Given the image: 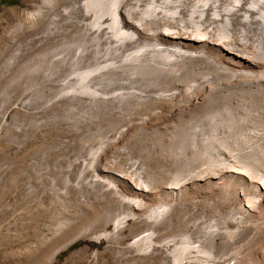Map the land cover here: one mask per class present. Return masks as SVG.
I'll use <instances>...</instances> for the list:
<instances>
[{"label":"bare ground","instance_id":"bare-ground-1","mask_svg":"<svg viewBox=\"0 0 264 264\" xmlns=\"http://www.w3.org/2000/svg\"><path fill=\"white\" fill-rule=\"evenodd\" d=\"M66 1L67 14L80 11V36L76 46L72 32L64 35L58 55L92 62V79L86 72L78 84L51 86L22 79L55 67L47 61L34 65L31 55L28 65H19V72L1 82V133L10 149H5L0 164V264H15L16 242L34 225H53L60 233L72 218L65 206L73 201L75 189L82 196L83 212L91 213V205L102 209L75 232L63 235L66 229L61 230L63 236L47 251V264L81 238L96 248L102 244L100 256L113 249L115 260L119 253L143 259L163 250L152 241L174 226L184 232L185 243L164 244V252L179 259L177 264H190L185 252L190 253L192 240L197 242L194 248L210 256L214 246L222 244L226 264H264V0ZM207 110L215 111L219 121L215 129L222 137L223 161L211 165L208 173H185L181 182L172 180L152 191L166 177L153 168L163 160L165 146L177 138L169 123H184L185 117L201 112L203 119L197 122L204 131ZM29 144L34 147L24 156ZM129 157L134 158L139 179L147 174L145 184L118 168ZM201 192L210 198V206L198 214L195 198ZM53 203L59 210L47 209ZM186 204L189 221L176 212ZM110 220V231L88 233L94 224ZM139 229L142 233L134 235ZM124 240L127 247H118ZM130 259L117 261L132 264Z\"/></svg>","mask_w":264,"mask_h":264},{"label":"rangeland","instance_id":"rangeland-1","mask_svg":"<svg viewBox=\"0 0 264 264\" xmlns=\"http://www.w3.org/2000/svg\"><path fill=\"white\" fill-rule=\"evenodd\" d=\"M33 1V2H32ZM36 1V4H35ZM41 1V3H40ZM64 1V3H63ZM45 2V3H44ZM48 2V5H47ZM61 3V5L59 3ZM38 3V4H37ZM50 3V4H49ZM52 3V4H51ZM56 3V4H55ZM41 4V5H40ZM59 4V6H58ZM63 4V5H62ZM34 5V6H33ZM38 5V6H37ZM40 5V7H39ZM30 6V7H28ZM61 6V7H60ZM5 7H10V9L5 10ZM52 9H51V8ZM58 7V8H57ZM60 7V8H59ZM32 8V9H31ZM35 8V9H34ZM31 11H30V10ZM51 9V10H50ZM54 9V10H53ZM67 9H68V4L66 0H0V86H1V82L2 80H6L7 78H9L10 76L16 74L17 72H19L18 70H20V68L23 65H28L31 61H29L30 58H34V61H32L31 63H33L34 65H38V66H44V64H47V62L49 63H54L55 67L49 69V68H45V69H40L37 71H33L31 74V76H23L22 79H26L27 77L30 78V80H34V81H45L48 82L49 85H56V84H60V83H65L66 82H72L75 83L74 81H76L75 84H78L79 82H81V80H83L84 78V72H86V75L90 76L91 74V79H92V71H91V67L89 68V66H92V62L90 64V62H82L81 60H78V58L73 57V56H69V58H67V56H59L58 54L60 53V51L63 49V39L65 37H63L64 35H69L71 32L72 34H70V36L72 37L75 45L77 46L79 37L80 36V11L78 12H73L67 14ZM5 10V11H4ZM38 10V11H37ZM49 10V11H48ZM53 10V11H52ZM23 11V12H22ZM30 11V12H28ZM66 11V12H65ZM7 14H6V13ZM13 12V13H12ZM46 12V13H45ZM54 12V13H52ZM65 12V13H64ZM41 13V14H39ZM52 13V14H51ZM14 14V16H13ZM24 14V15H23ZM37 14V15H36ZM57 14V15H56ZM16 15V16H15ZM43 15V16H41ZM45 15V16H44ZM53 15V16H52ZM55 15V16H54ZM13 16V17H12ZM35 16V17H34ZM47 16V17H46ZM46 17V18H45ZM39 18V19H38ZM22 19V20H21ZM79 19V20H78ZM13 20V23L12 21ZM17 20V21H16ZM31 20V22H29ZM36 20V21H35ZM41 20V21H40ZM56 20V21H55ZM62 20H66V21H62ZM74 20V21H73ZM22 21V22H21ZM38 21V22H37ZM43 21V22H42ZM59 21V22H58ZM46 22V24H45ZM21 23V24H20ZM31 23V24H30ZM34 23V24H33ZM63 25H62V24ZM72 23V24H71ZM75 25H74V24ZM25 24V25H24ZM36 24V25H35ZM39 24V25H38ZM67 24V26H66ZM18 25V26H17ZM24 25V26H23ZM37 28H34V26ZM45 25V26H44ZM62 25V26H61ZM73 25V26H72ZM6 26V27H5ZM28 26V27H27ZM41 26V27H39ZM24 28V29H22ZM73 28V29H72ZM16 29V30H15ZM22 29V30H21ZM35 29V30H34ZM26 30V31H25ZM44 30V31H43ZM35 31V32H34ZM38 31V32H37ZM74 31V32H73ZM9 32V33H8ZM30 32V33H29ZM32 32V33H31ZM12 33V34H11ZM55 33V34H54ZM57 33V34H56ZM66 33V34H65ZM19 34V35H18ZM29 34V35H28ZM39 34V35H38ZM16 35V37H15ZM22 35V36H21ZM32 35V36H31ZM38 35V36H37ZM55 35V36H54ZM36 36V37H35ZM63 38H62V37ZM76 36V37H75ZM11 37V38H9ZM31 37V39H30ZM74 37V38H73ZM7 38V39H6ZM77 38V39H76ZM17 39V40H16ZM48 39V40H47ZM50 39V40H49ZM61 41H60V40ZM10 40V41H9ZM12 40V41H11ZM15 40V41H14ZM23 40V41H22ZM16 41L18 43H16ZM43 41V42H42ZM11 42V43H9ZM51 42V44H49ZM14 43V44H13ZM9 44V45H7ZM16 44V45H15ZM33 44V46H32ZM48 44V45H47ZM56 46H55V45ZM11 45V46H10ZM14 45V47H13ZM39 45V46H38ZM41 45V46H40ZM19 46V47H18ZM43 46V47H42ZM53 46V47H52ZM55 46V47H54ZM59 46V47H58ZM8 47V49H7ZM41 48L39 50V48ZM50 47V48H49ZM6 48V50H5ZM15 48V49H14ZM45 48V49H44ZM39 51L37 52L36 51ZM75 49V48H74ZM47 51V52H46ZM3 52V53H2ZM5 52V53H4ZM35 52H37L35 54ZM8 53V54H7ZM44 55H43V54ZM10 57H9V56ZM13 55V56H12ZM32 55V56H31ZM45 56V58L43 57ZM7 57V59H6ZM37 57V58H36ZM43 57V58H42ZM57 57V58H56ZM61 57V58H59ZM3 58V59H2ZM16 58V59H15ZM18 58V59H17ZM52 58H56V60L52 61ZM74 58H76V60H73ZM40 59V60H39ZM60 61H59V60ZM69 59V60H67ZM1 60L3 62H1ZM43 60V61H42ZM49 60V61H48ZM62 60V61H61ZM36 61V62H35ZM51 61V62H50ZM56 61V62H55ZM67 61V62H66ZM18 62V63H17ZM24 62V63H23ZM68 62H70L71 64H68ZM76 62V63H75ZM79 62V63H78ZM9 63V65H8ZM22 63V64H21ZM75 65H74V64ZM86 63L88 66H86ZM2 64V65H1ZM11 64V65H10ZM60 64V65H59ZM74 68H73V66ZM15 65V66H14ZM21 67H20V66ZM67 65V66H66ZM58 66V67H57ZM13 67V68H11ZM57 67V68H56ZM63 69H62V68ZM72 67V68H71ZM16 68V69H15ZM18 68V69H17ZM56 68V69H55ZM59 68V69H58ZM65 68V69H64ZM7 69V70H6ZM48 69V71H47ZM86 69V70H84ZM50 70V71H49ZM66 70V71H65ZM90 70V71H89ZM2 71V72H1ZM6 71V72H5ZM83 74H82V72ZM12 72V73H11ZM37 72V73H36ZM41 72V73H40ZM46 72V74H44ZM49 72V73H48ZM40 73V74H39ZM51 73V74H50ZM80 75H79V74ZM11 74V75H10ZM35 74V75H34ZM39 74V75H38ZM50 74V75H49ZM68 74V75H67ZM71 74V75H70ZM61 75V76H60ZM9 76V77H8ZM44 76V77H43ZM59 76V77H58ZM66 76V77H65ZM79 76V77H78ZM3 77V78H2ZM42 77V78H41ZM62 77V78H61ZM64 77V78H63ZM70 77V78H69ZM78 77V79H76ZM45 78V79H44ZM47 78V79H46ZM50 78V79H49ZM55 78V80H54ZM56 78H58V80H56ZM49 79V80H48ZM65 79V80H64ZM68 79V80H67ZM72 79V80H71ZM48 80V81H47ZM52 80V81H51ZM61 80V82H60ZM70 80V81H69ZM3 81V82H4ZM2 82V83H3ZM53 82V83H52ZM55 82V83H54ZM52 83V84H51ZM202 111V110H201ZM209 112L208 117L204 118L203 122H209L207 124V126L202 127L201 131L198 127V123L197 121H201L203 119V115L201 114V112H195L192 113L190 116H188L187 118L185 117L184 119V123L178 124L177 121H171L169 124L173 126H175V139H173L172 143L173 145L169 144L168 146H165V151L163 150V154H162V161H158L156 163V165L154 166L153 170H159L160 172H162V181L159 183L160 185H153L152 187V191H157V189L159 190L161 187H163L161 184H163L164 186H167L169 184H171L173 181V183H175V180L177 182H181V180L185 177V173L186 175H188L189 173H193V174H204V173H208L210 171L211 165H219L222 161H223V145L221 144L222 141V137L221 134H219L216 131V125L219 121H217V117L214 115L215 111L210 112L209 110H207ZM206 111V112H207ZM201 114V115H199ZM211 115V116H210ZM223 115V114H222ZM201 116V117H200ZM216 117V118H215ZM209 118V119H208ZM206 120V121H205ZM212 120V121H211ZM214 122H216L214 124ZM178 124V125H177ZM215 126V127H214ZM180 127V128H178ZM210 127V128H208ZM195 128V130H194ZM207 128V129H206ZM213 128L215 130H213ZM180 129V130H179ZM187 129V130H186ZM212 129V130H211ZM2 129H1V125H0V164L2 162V157L4 155V152H6L5 149H7V151L10 149V145L9 142L7 141V137L5 138L4 135H2L1 133ZM184 131V132H183ZM191 131V132H190ZM211 131H214L213 133ZM218 133V135L216 134V132ZM198 132V133H196ZM207 132V133H206ZM193 133V135H192ZM196 133V134H195ZM206 133V134H205ZM180 138H179V136ZM199 135V136H198ZM212 137H210V136ZM220 135V137H219ZM203 136V137H201ZM209 138H208V137ZM198 137V138H197ZM2 138V140H1ZM179 138V140H178ZM206 138V139H204ZM221 138V139H220ZM5 139V140H4ZM183 141H181V140ZM185 139L187 141H185ZM219 139V140H218ZM178 140V141H177ZM193 140V141H192ZM195 140V141H194ZM221 140V141H220ZM2 141V142H1ZM174 141H177L176 143ZM188 142V143H187ZM189 142L191 144H189ZM207 142V143H206ZM213 142V143H212ZM216 142V143H215ZM218 142V143H217ZM220 142V143H219ZM175 143V145H174ZM194 143V144H193ZM205 143V144H204ZM209 143V144H208ZM7 144V145H4ZM187 144V146H186ZM199 144V145H198ZM207 144V145H206ZM218 144V145H217ZM9 145V146H8ZM196 145V146H195ZM206 145V146H205ZM175 146V147H174ZM181 146V147H180ZM199 146V147H198ZM214 146V147H213ZM34 147V145L29 144L26 145V147L24 148V156L27 154V151L31 150ZM174 147V148H173ZM206 147V148H205ZM221 147V148H220ZM171 148V149H170ZM173 148V149H172ZM176 148V149H175ZM183 148V149H182ZM197 148V149H196ZM202 148V149H200ZM215 148V149H214ZM4 149V150H3ZM175 149V150H174ZM180 149V150H179ZM188 149V150H187ZM191 149V150H190ZM192 149H194L195 151H193ZM213 149V150H212ZM219 150V151H218ZM3 151V152H2ZM167 151V152H166ZM173 153H172V152ZM187 151V152H186ZM214 151V152H213ZM189 152V153H188ZM206 152V153H205ZM221 152V153H220ZM2 153V154H1ZM20 154V156H22V154ZM193 153V155H191ZM215 155H214V154ZM182 154V155H181ZM184 154V155H183ZM209 154V155H208ZM203 155V156H202ZM205 155V156H204ZM217 155V157H216ZM219 155V156H218ZM221 155V156H220ZM186 156H188L187 158H185ZM200 156V157H199ZM174 157V158H173ZM220 157V158H218ZM222 157V158H221ZM133 157H129L128 159H124V163L126 164V166H124L125 164H120L121 166H118V168L123 171L124 169V173H126L127 175L131 176V177H136V182H139V180H143L142 182H140L139 184L143 185L145 183V180H148V176L147 174L144 173L141 174V179H139V176L136 174L138 173L137 168L133 167V162H134V158ZM189 158V159H188ZM215 158V159H214ZM165 159V160H164ZM167 159V160H166ZM213 159V162L212 160ZM130 160V161H128ZM132 160V161H131ZM181 160V161H180ZM186 162H184V161ZM222 160V161H221ZM127 161V163H126ZM177 161V162H174ZM180 161V162H179ZM204 161V162H203ZM166 162V164L164 163ZM184 162V163H183ZM218 162V163H217ZM164 163V164H163ZM168 163V164H167ZM177 163V164H176ZM183 163V164H182ZM192 163V164H191ZM132 164V165H131ZM132 169H131V167ZM185 165V167L183 166ZM174 166V167H173ZM189 166V167H188ZM195 167H197L195 169ZM199 167V168H198ZM156 168V169H155ZM171 168V170H170ZM176 170H175V169ZM180 168V169H179ZM182 168V170H181ZM205 168V169H204ZM131 169V170H130ZM187 169V170H186ZM189 169V170H188ZM199 169V170H197ZM137 170V171H136ZM169 170V171H168ZM197 170V171H196ZM201 170V171H200ZM126 171V172H125ZM136 171V172H135ZM172 173H171V172ZM179 171V172H178ZM194 171V172H193ZM179 174H178V173ZM198 172V173H197ZM131 173V174H130ZM166 173V174H165ZM182 174V175H181ZM133 175V176H132ZM137 175V176H136ZM143 175V176H142ZM172 175V177H171ZM169 176V177H168ZM174 176V177H173ZM184 176V177H183ZM175 178V179H174ZM180 178V180H179ZM138 179V180H137ZM173 180V181H172ZM179 180V181H178ZM167 183H166V182ZM170 181V182H169ZM157 186V187H156ZM160 191V190H159ZM80 191H77L75 189L74 194L71 195V197H73V201H69L67 203L66 201V206L65 208L69 211L68 213H70L72 215V218L69 222H67V225L64 226L63 229L61 230H65L64 232L60 230V233H58V230H55V228L53 227V225L50 226H46L43 224H37L38 226L34 225V228H32L33 230L27 232L25 231L23 233V236L19 238V240L21 241H17V253L18 255H16V258L14 259L15 264H47V255L50 251V249L52 248L53 244L51 242H56L58 240H60V238L67 234L69 231L71 232H75L77 229H79V227L87 224V220L91 219L93 217V215H96L97 211L101 210L102 208L99 206H96V208L94 206H89V209H92V212L89 214H86L85 212H83L81 209V206L79 204V202L81 201L82 196L79 195ZM202 193V194H201ZM201 196L195 198V200L198 201V205L196 207L198 214L201 213V210L204 208H209V201L210 198L206 195L203 194V192H201ZM163 198V197H161ZM209 198V199H208ZM164 199V201H163ZM162 201L165 203L167 200L165 198H163ZM208 199V201H207ZM78 200V201H77ZM194 200V199H193ZM159 201H157L155 203V201L153 202V205H157ZM189 202V205L191 204L190 200H187L186 203ZM206 202V203H205ZM56 203V202H55ZM55 203H53L52 205H50L47 209L50 210H59V204L55 205ZM161 203V202H160ZM69 204V205H68ZM78 204V205H77ZM55 205V206H54ZM206 205V206H205ZM54 206V207H53ZM199 206V207H198ZM204 206V207H203ZM59 207V208H58ZM77 207V208H76ZM98 207V208H97ZM187 207V208H186ZM185 210H184V209ZM190 208V207H189ZM188 209V205H183L180 208L178 207L176 209V212L181 214L180 215V219H183V217H186L187 221H189L191 219V215H189L187 213ZM180 210V211H179ZM71 211V212H70ZM78 211V212H77ZM94 212V213H93ZM40 214H42L41 212H39ZM187 213V214H186ZM75 214V215H74ZM78 214V215H77ZM197 214V215H198ZM74 215V216H73ZM196 215V216H197ZM81 216V217H80ZM75 217V218H74ZM77 217V218H76ZM190 218V219H188ZM81 219V220H80ZM86 219V220H85ZM83 220V221H82ZM76 224H74V223ZM81 224H80V223ZM113 221H108L105 225H101V223H96L94 224V226L89 229V231L91 230V232L88 231V233H99L100 232H105V231H110L111 228H113L114 224L111 223ZM130 222V221H129ZM69 223V224H68ZM111 224V225H110ZM72 225V226H71ZM43 226V227H42ZM68 226V227H67ZM79 226V227H78ZM109 226V227H108ZM48 227V228H47ZM51 227V228H49ZM73 227V228H72ZM76 227V228H75ZM176 227V228H175ZM45 230H44V229ZM75 228V229H74ZM41 231H40V230ZM54 229V230H53ZM68 229V230H67ZM49 230V231H48ZM102 230V231H101ZM38 231V232H37ZM167 231V232H166ZM177 231V232H176ZM27 232V234H25ZM63 232V233H62ZM142 231L141 229H139V231H136V233L134 235L138 236L139 234H141ZM166 232V233H165ZM48 233V234H47ZM63 235H62V234ZM163 233V234H161ZM178 233V234H177ZM36 234V235H35ZM166 234H169L168 236ZM28 235V236H27ZM58 236V238L56 236ZM164 235V236H163ZM172 235V236H170ZM25 236V237H24ZM51 236V237H50ZM55 236V237H54ZM135 236V237H136ZM159 236H161L159 238ZM163 236V237H162ZM169 238L167 240V237ZM174 236V238H173ZM23 237L25 239H23ZM36 237V238H35ZM133 237V238H135ZM184 237V232L182 230H178L177 226H174L173 228L170 229H163L162 232H159L158 235L155 236L156 240H153L152 242H154V246L156 247H162L163 250H155L152 255L150 256H145L142 258H138V259H133V256L131 254H128V256L131 258L130 260H132V264H160V260H161V264L166 263V264H172L176 263V259L175 256H171L170 253H165L164 252V244H172V243H185L183 241H185L183 239ZM56 238V239H55ZM154 238V239H155ZM22 239V240H21ZM174 239V240H173ZM51 240V241H50ZM55 240V241H54ZM162 240V241H161ZM172 240V241H170ZM49 241V242H48ZM160 243H157L159 242ZM164 241V242H163ZM193 241V240H192ZM189 242V246H191L190 249V253H186L185 255H187L188 257H190L188 259V262H190V264H226L227 263V258H226V254L223 251V247L220 246L222 244H218L217 247L214 246V251L213 253L209 252H204L205 250H198L197 248H194L195 245L197 244V242L193 241V242ZM29 242V243H28ZM155 242L157 244H155ZM166 242V243H165ZM127 240H124L123 242L118 244V247L121 246V248H125V246L127 247ZM163 243V244H162ZM21 244V245H19ZM88 244V245H86ZM161 244V245H158ZM31 247H30V246ZM38 245V246H37ZM85 245V246H84ZM101 246H99L98 248L94 247V245L86 242V240H84L83 238L76 240L73 244H71V246L66 249L61 251L55 258V262H53L52 264H118V259L120 258H124V257H128V256H124L123 254L119 253V255L115 256V257H119L117 260H115L113 257L115 255V251H112L109 249V254L107 256H100L98 254V252L101 251V249L103 248V245L100 244ZM120 245V246H119ZM26 246V247H24ZM42 246V247H41ZM46 248H45V247ZM87 246V247H86ZM220 246V247H219ZM208 247V246H207ZM43 250H42V249ZM50 248V249H49ZM101 248V249H100ZM84 249V250H83ZM96 249L95 252H93V250ZM197 249V250H196ZM216 249V250H215ZM19 250V252H18ZM24 250V252H23ZM41 250V251H40ZM46 250V251H45ZM79 250V251H78ZM48 251V253H47ZM78 251V253L76 252ZM162 251V252H161ZM82 252V254H81ZM158 252V253H157ZM160 252V254H159ZM196 254L194 255L193 253ZM16 253V254H17ZM74 253V256L73 254ZM113 255H112V254ZM192 253V254H191ZM204 253H206L207 255H205ZM217 253V254H216ZM41 254V255H40ZM47 254V255H46ZM71 254V255H70ZM154 254V256H153ZM198 254V255H197ZM213 254V255H212ZM30 255V256H28ZM35 255V256H32ZM165 255V256H164ZM169 255V256H168ZM193 255L195 256L193 259ZM202 255V256H201ZM71 256V257H70ZM79 256V257H78ZM100 259H99V257ZM152 256V257H151ZM163 256V257H162ZM107 259H106V258ZM167 260H166V258ZM174 257V258H173ZM223 257V258H222ZM20 258V259H19ZM41 258V259H40ZM72 258V259H71ZM96 258V259H95ZM110 258V259H109ZM112 258V259H111ZM155 258V259H154ZM157 258V259H156ZM160 258V259H159ZM162 258V259H161ZM198 258V259H197ZM29 259V260H28ZM77 259V260H76ZM94 259V260H93ZM145 259V260H144ZM148 259V261H147ZM155 261H154V260ZM223 259V260H222ZM226 262H225V260ZM20 260V261H19ZM27 260V261H26ZM99 260V261H98ZM111 260V261H110ZM194 260V261H193ZM196 260V261H195ZM200 260V261H199ZM105 261V262H103ZM109 261V262H108ZM113 261V262H112ZM152 261V262H151ZM154 261V262H153ZM170 261V262H169ZM203 261V262H202ZM210 261V262H209ZM213 261V262H212ZM85 262V263H84ZM131 262V261H130ZM225 262V263H224Z\"/></svg>","mask_w":264,"mask_h":264}]
</instances>
